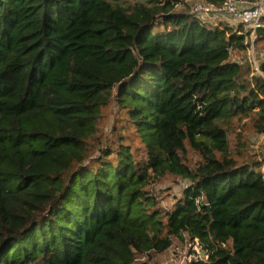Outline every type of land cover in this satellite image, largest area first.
I'll return each mask as SVG.
<instances>
[{
    "label": "trees",
    "instance_id": "obj_1",
    "mask_svg": "<svg viewBox=\"0 0 264 264\" xmlns=\"http://www.w3.org/2000/svg\"><path fill=\"white\" fill-rule=\"evenodd\" d=\"M180 2L0 0V264H134L185 234L204 255L186 264H264L240 131L264 134V59L232 60L248 30Z\"/></svg>",
    "mask_w": 264,
    "mask_h": 264
},
{
    "label": "rangeland",
    "instance_id": "obj_2",
    "mask_svg": "<svg viewBox=\"0 0 264 264\" xmlns=\"http://www.w3.org/2000/svg\"><path fill=\"white\" fill-rule=\"evenodd\" d=\"M202 0H181L178 6H176L175 11L181 13H190L192 6L195 3H198ZM204 23L209 24L212 27H215L219 23H227L232 26L234 29L238 27L237 22L233 21L230 17L225 15L216 14L213 12L207 14H200L197 16ZM232 60L239 62L240 64H248V62L253 65L258 64L259 60L264 59V44H260L258 46H254L250 48L247 53H233ZM242 127L240 131H244V136L247 141H245V152L247 156H257V160H259L262 164L260 166V171L264 173V134L257 135L252 133L250 130L249 123L247 120L242 121ZM108 126H104L105 133L108 132ZM188 162L191 166L195 165L198 162V157L192 153L188 152ZM185 182L177 181L175 179H162L154 186L155 188H159V196H162L164 199L162 200L163 206H169L174 201V199H178L181 197L182 189L185 186ZM190 237L185 234L183 240H179L176 238H172V244L169 249L161 254H150L147 256H140L136 259L134 264H186L187 259H193L195 255V251L191 248ZM201 252V248L199 249V253Z\"/></svg>",
    "mask_w": 264,
    "mask_h": 264
},
{
    "label": "built area",
    "instance_id": "obj_3",
    "mask_svg": "<svg viewBox=\"0 0 264 264\" xmlns=\"http://www.w3.org/2000/svg\"><path fill=\"white\" fill-rule=\"evenodd\" d=\"M216 13L230 17L237 25H243L249 32L248 44L249 48L253 47L256 39V33L259 29L264 28V0H255L253 2L246 0H224V2L216 6L206 3L203 0L195 3L190 13L198 16L200 14ZM255 71L258 72L257 64H254ZM264 161V160H263ZM191 248L196 252L192 260L201 259L203 253H199L200 243L198 239L190 241ZM191 259L188 258L187 262Z\"/></svg>",
    "mask_w": 264,
    "mask_h": 264
}]
</instances>
